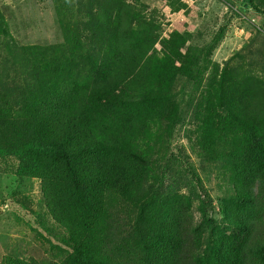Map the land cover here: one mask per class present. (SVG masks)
I'll return each mask as SVG.
<instances>
[{
    "label": "trees",
    "instance_id": "obj_1",
    "mask_svg": "<svg viewBox=\"0 0 264 264\" xmlns=\"http://www.w3.org/2000/svg\"><path fill=\"white\" fill-rule=\"evenodd\" d=\"M48 3L42 44L0 11V206L32 219L0 264H264L263 24L220 66L225 27L164 36L153 0Z\"/></svg>",
    "mask_w": 264,
    "mask_h": 264
},
{
    "label": "rangeland",
    "instance_id": "obj_2",
    "mask_svg": "<svg viewBox=\"0 0 264 264\" xmlns=\"http://www.w3.org/2000/svg\"><path fill=\"white\" fill-rule=\"evenodd\" d=\"M160 6V19L162 20V28L164 36H167L172 31H189V32H201V34L214 33L219 27H225V35L217 48L213 51L211 60L216 64L222 66V64L233 54V52L239 50L245 44L249 38H251V26L256 24L264 27V17H259L253 10L248 9L244 4L239 1L234 2L233 12H238L239 9L243 10L244 18H237L234 14H231L229 8L223 4L220 0H182L187 8L177 13H172L168 6L167 0H153ZM0 11L5 19L10 24V34L14 37L15 41L20 44H42L45 42L41 37L50 38L55 30L58 34L55 19L52 15V5L48 3V0H0ZM259 17V19H258ZM207 35H202L201 43L207 41ZM52 40V39H51ZM260 39H257L259 44ZM258 47L256 43H253V48ZM159 49V46H156ZM183 131H180L182 136ZM182 142L181 137L175 139V144ZM0 176V201L3 194L10 191H24L22 188L16 189L13 184H6ZM209 190L215 189L214 179L210 184L206 185ZM26 191H29L26 190ZM215 194V193H214ZM6 205L0 206V256L1 253L6 251L7 245L17 246L14 244V238L12 235L17 234L18 229L17 219L23 214L25 220L31 224V217L28 212L22 213V211H15L11 207L13 204L10 197L6 196ZM33 210H37L34 208ZM6 211V212H5ZM23 221V219H20ZM13 233L10 235V233ZM17 234V242H19Z\"/></svg>",
    "mask_w": 264,
    "mask_h": 264
}]
</instances>
